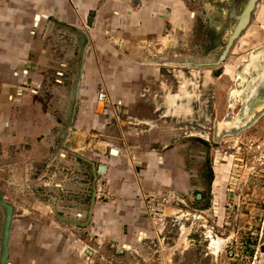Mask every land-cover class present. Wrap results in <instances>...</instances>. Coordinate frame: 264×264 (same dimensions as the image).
<instances>
[{"label": "crops", "instance_id": "obj_1", "mask_svg": "<svg viewBox=\"0 0 264 264\" xmlns=\"http://www.w3.org/2000/svg\"><path fill=\"white\" fill-rule=\"evenodd\" d=\"M222 1L0 0V166L8 167L12 183L21 179L30 189L27 207L8 201L14 207L8 261L159 264L152 245L158 236L173 262L170 216L186 215L189 201L204 199L208 139L202 122L209 99H216L218 81L235 65L238 80L248 40L259 41L253 49L264 43V0H259L222 63L182 64L215 59L231 32L225 33L226 25L208 32L215 21L225 24L231 2ZM77 28L90 43L74 122L62 143L84 41ZM201 67H209L203 71L208 94L203 83L195 87L199 93L191 87L188 69ZM102 89L109 102L97 100ZM69 151L96 168L105 166L84 227L59 218L47 201L66 218L85 219L83 202L91 189L80 187L76 170L84 162ZM37 161L41 168L35 173ZM151 196L167 199L163 224L149 216ZM1 216L0 210V225ZM179 229L185 236L184 226Z\"/></svg>", "mask_w": 264, "mask_h": 264}, {"label": "rangeland", "instance_id": "obj_2", "mask_svg": "<svg viewBox=\"0 0 264 264\" xmlns=\"http://www.w3.org/2000/svg\"><path fill=\"white\" fill-rule=\"evenodd\" d=\"M189 2L198 3L200 0ZM200 24L196 26L195 33L200 31ZM212 25L213 29L208 27V32L215 31V27H223L221 20ZM231 25L226 29V34L230 32ZM258 44L257 40H248L244 45L245 51ZM196 56L194 53L193 57ZM208 69H188L193 73L189 74L195 84L191 86L193 93H199L195 87L199 85L200 88L202 83L206 93H210L203 73ZM235 69L236 65L218 81V98L209 99V116L206 122H202L205 126L202 128L206 133L204 135L208 139L204 154V158H207L205 165L208 167V178L206 175L202 184L204 199L197 203L194 199L189 201L188 214H173L170 217L173 230L168 243L176 242L173 247L174 260L169 261L168 252L164 251V261H158L159 264H264V240L261 239L264 230V114L239 134L225 135L218 142L213 140L216 122L215 133L220 135L221 130L233 129L245 123L264 106V60L245 68L248 82L243 87H239L238 80L234 79ZM241 82L246 83V80ZM243 93L247 99L244 104L241 102ZM53 120L54 117L49 118L50 122ZM27 122L30 124L31 119ZM37 138L40 141L41 137ZM0 167V189L5 190L6 201L14 202L17 207H27V194L30 192L27 182L16 179L12 183L8 167ZM40 168L41 161H37L34 172H40ZM76 172L80 177L79 182L84 183L80 187L89 192L91 175L87 164L80 162ZM87 201L84 200V207H87ZM182 225L186 231L185 236L179 229ZM186 233L189 235L186 236ZM179 236L181 242L177 240Z\"/></svg>", "mask_w": 264, "mask_h": 264}, {"label": "water", "instance_id": "obj_3", "mask_svg": "<svg viewBox=\"0 0 264 264\" xmlns=\"http://www.w3.org/2000/svg\"><path fill=\"white\" fill-rule=\"evenodd\" d=\"M242 1L243 0H228V1L224 0L221 2V3L231 2V3H228L229 4L228 8L226 9V12H224V15L226 16V21L224 25H223L224 22L222 23L223 25L222 28H225V25L230 26L231 23L232 25L230 27L231 32L227 36V39L223 43L215 59L210 62H206V63H200V62H196L193 60L189 62H181L182 64L184 63L193 64L196 66L219 65L226 59L234 41L237 38H239L241 33L248 27L250 20H251L252 12L254 11V8L259 0H247L245 3H242ZM76 31L83 36L84 41L82 43L80 53H79L78 69H77L76 77H75L74 84H73L71 102L69 106V117H68L66 124L64 125V135L61 141L62 143L64 142L68 134L69 127L72 126L74 122L75 113H76L77 104H78V94H79V87H80L81 77H82V72H83L85 53L90 43V38L85 30L77 28ZM262 54L264 55V43L249 51L247 55V59L241 64V66L236 72V75L238 76L237 85L239 87L245 86V84H247L248 82L247 76L244 73L245 68L251 66L254 62L258 63L259 59H261V57L263 58ZM176 63H180V62H176ZM241 78L245 79L246 83L241 82L242 81ZM241 95H242L241 102L244 104L246 103V100H247L246 94L243 93ZM233 98L234 97L232 96V99ZM243 109H244V106H243ZM262 114H264V106L260 110H258L255 114H253L245 123L233 129L221 130L220 135L219 134L217 135L215 133L216 125L218 124V122H216L214 126L213 140L218 142L225 135L239 134L241 131L249 128ZM111 152L112 154H115L117 151L112 148ZM68 154L78 158L80 161L91 166V181H90L91 182V193H90V198L88 201V208L86 210L85 219L82 221H79V220H72V219L66 218L57 212L54 202H51L49 200L47 201L51 203V205L53 206L55 210L56 215L59 218L67 222L74 223L78 226L84 227L88 225L89 223V220L91 217V211H92V208L95 202V198L97 194L96 182L98 179V174H101L104 172L105 166L104 164H100L96 168L95 162L88 159L87 157L77 155L74 152H70V151L68 152ZM0 210L2 213L1 225H0V264H12L10 261H8V257H9V236H10V228H11V223H12V218H13L14 207L10 202L4 200L1 189H0ZM261 239H264V230H263V233L261 234Z\"/></svg>", "mask_w": 264, "mask_h": 264}, {"label": "built area", "instance_id": "obj_4", "mask_svg": "<svg viewBox=\"0 0 264 264\" xmlns=\"http://www.w3.org/2000/svg\"><path fill=\"white\" fill-rule=\"evenodd\" d=\"M97 100L99 102H109V97H108V94L106 92L105 89H102L98 92V95H97ZM97 191L99 192L100 189L98 188ZM167 202V199H157L156 197H153L151 196V199L149 201V216L154 220L155 218H157V220L163 224V221L164 220V215H163V207L164 205ZM189 213V212H188ZM187 213V214H188ZM173 216V215H172ZM184 216V215H183ZM171 217V216H170ZM164 231V229H161V234L162 232ZM160 235V234H159ZM163 239V236H161V240ZM160 239L158 236H155L154 240H152V245H153V249L154 251L157 252V255L160 256V261L163 262L164 259H163V248L161 247V244L159 243ZM163 253V254H162Z\"/></svg>", "mask_w": 264, "mask_h": 264}, {"label": "flooded vegetation", "instance_id": "obj_5", "mask_svg": "<svg viewBox=\"0 0 264 264\" xmlns=\"http://www.w3.org/2000/svg\"><path fill=\"white\" fill-rule=\"evenodd\" d=\"M194 4V2H192Z\"/></svg>", "mask_w": 264, "mask_h": 264}]
</instances>
